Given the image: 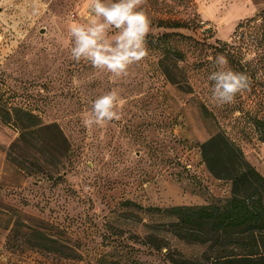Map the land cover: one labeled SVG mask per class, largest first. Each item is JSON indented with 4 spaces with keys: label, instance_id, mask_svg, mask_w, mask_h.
<instances>
[{
    "label": "rangeland",
    "instance_id": "1",
    "mask_svg": "<svg viewBox=\"0 0 264 264\" xmlns=\"http://www.w3.org/2000/svg\"><path fill=\"white\" fill-rule=\"evenodd\" d=\"M85 0H0V264H109L123 256L144 264H169L163 255L130 238L145 234L144 208L225 202L231 183L215 178L202 144L226 134L264 175V0H147L151 19L148 55L128 74L113 76L76 63L68 24L85 23ZM75 15V16H73ZM161 20L182 28L159 26ZM241 24V28L238 26ZM224 54L246 73L250 90L222 108L209 102V57ZM116 89L121 118L86 128L84 114L100 95ZM15 109L36 115L56 133L38 147L19 144ZM47 150L54 179L28 176L9 159L37 162ZM57 166V167H56ZM58 169V170H57ZM40 229L70 256L36 247ZM188 258L199 246L173 240ZM35 246V247H34Z\"/></svg>",
    "mask_w": 264,
    "mask_h": 264
},
{
    "label": "trees",
    "instance_id": "2",
    "mask_svg": "<svg viewBox=\"0 0 264 264\" xmlns=\"http://www.w3.org/2000/svg\"><path fill=\"white\" fill-rule=\"evenodd\" d=\"M182 28L181 22L161 20L159 26ZM241 28V24L238 26ZM264 39V27H262ZM21 129V135L13 148L23 144L26 148L38 147L47 133H56L69 149V142L57 124L43 125L32 112L15 109L10 116ZM41 160L48 166H41L38 171L28 166V161L9 159L28 176H41L54 179L55 170H51L47 150H41ZM204 162L210 173L219 180L231 183V196L225 202L202 206H174L168 208H144L127 201L129 211H142L152 221L144 223L145 234L134 233L131 240L146 249L163 255L169 264H264V175L246 158L242 150L224 133L220 132L202 144ZM57 167V166H56ZM58 170V169H57ZM30 235L40 243L36 246L47 252H55L64 258L72 257L65 246L57 249V239L40 229H31ZM173 240L203 249L200 256L186 257L174 247ZM35 247V246H34ZM126 264H144L125 256ZM123 256L116 262L122 264ZM102 259L101 264H104Z\"/></svg>",
    "mask_w": 264,
    "mask_h": 264
},
{
    "label": "clouds",
    "instance_id": "3",
    "mask_svg": "<svg viewBox=\"0 0 264 264\" xmlns=\"http://www.w3.org/2000/svg\"><path fill=\"white\" fill-rule=\"evenodd\" d=\"M147 0H85L88 10L85 23L68 24L71 58L76 62L90 63L94 69L106 70L113 76L128 74L131 65L148 55L147 36L151 32V19L144 11ZM36 0L34 14L39 13ZM213 70L207 76L209 102L215 107L235 103L236 96L250 90V78L246 73L235 71L224 54L209 57ZM122 104L120 93L112 89L97 97L90 111L84 114L86 128L103 127L119 120L117 111Z\"/></svg>",
    "mask_w": 264,
    "mask_h": 264
},
{
    "label": "built area",
    "instance_id": "4",
    "mask_svg": "<svg viewBox=\"0 0 264 264\" xmlns=\"http://www.w3.org/2000/svg\"><path fill=\"white\" fill-rule=\"evenodd\" d=\"M73 16H75V15H73Z\"/></svg>",
    "mask_w": 264,
    "mask_h": 264
}]
</instances>
